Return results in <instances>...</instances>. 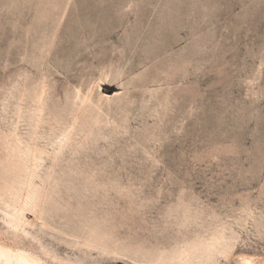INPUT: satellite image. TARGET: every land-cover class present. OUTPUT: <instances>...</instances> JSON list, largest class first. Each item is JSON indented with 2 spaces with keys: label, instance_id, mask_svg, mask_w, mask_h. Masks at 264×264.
I'll return each instance as SVG.
<instances>
[{
  "label": "rangeland",
  "instance_id": "1",
  "mask_svg": "<svg viewBox=\"0 0 264 264\" xmlns=\"http://www.w3.org/2000/svg\"><path fill=\"white\" fill-rule=\"evenodd\" d=\"M42 89L46 139L74 90L100 112L52 173L38 234L62 264H146L208 228L264 257V0H0V137ZM89 225L107 251L68 244Z\"/></svg>",
  "mask_w": 264,
  "mask_h": 264
},
{
  "label": "bare ground",
  "instance_id": "2",
  "mask_svg": "<svg viewBox=\"0 0 264 264\" xmlns=\"http://www.w3.org/2000/svg\"><path fill=\"white\" fill-rule=\"evenodd\" d=\"M44 92L42 89L33 97L35 105H28V117L33 122L28 123L25 135L20 134L14 126L10 132L0 137V264H62L63 259L51 251L38 234L49 227L52 219L50 213L54 211L50 205L54 200L52 191L56 189L57 182L52 185L51 181L57 180L51 178L52 173L65 152H75L80 132L84 136L87 134L83 128L78 131L80 123L84 119L99 121L100 112L94 116L87 115L91 106L99 109V104L91 98V91L83 93L76 89L67 112L71 116V122L61 126V117L53 114L56 125L58 124L59 129H64L53 137L44 138L45 133L40 130L41 124L45 122L47 105ZM114 96L116 93L99 92V97L106 100ZM42 139L46 143L40 144ZM45 156L50 157V167L45 164ZM208 229L185 239L176 248L155 256L149 255L146 264H222V260L229 261L232 256H235V264H264V257L259 259L258 256L256 258L237 252L239 236L235 230ZM74 230L71 235L77 240L69 241L68 244L84 247V253L97 248L107 251V239L102 231L91 225L80 229V234ZM3 234L11 236V241L4 239ZM75 262L91 264L82 260Z\"/></svg>",
  "mask_w": 264,
  "mask_h": 264
}]
</instances>
